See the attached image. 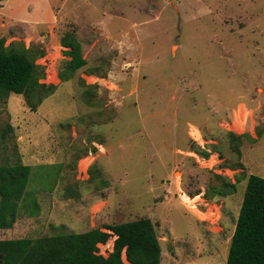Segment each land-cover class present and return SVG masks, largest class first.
I'll use <instances>...</instances> for the list:
<instances>
[{
    "label": "rangeland",
    "instance_id": "374dc122",
    "mask_svg": "<svg viewBox=\"0 0 264 264\" xmlns=\"http://www.w3.org/2000/svg\"><path fill=\"white\" fill-rule=\"evenodd\" d=\"M51 2L48 19L45 0H13L27 20L0 16V39L45 52L42 83L57 86L37 112L19 95L0 103V165L21 152L32 169L27 193L41 191L44 209L27 219L37 210L26 198L4 234L150 219L162 264H227L248 179L264 178V0ZM66 34L87 65L62 83ZM222 178L236 193L211 198Z\"/></svg>",
    "mask_w": 264,
    "mask_h": 264
},
{
    "label": "trees",
    "instance_id": "16d2710c",
    "mask_svg": "<svg viewBox=\"0 0 264 264\" xmlns=\"http://www.w3.org/2000/svg\"><path fill=\"white\" fill-rule=\"evenodd\" d=\"M7 0H0L2 3ZM66 55L71 58L60 79L68 82L75 73L87 65L83 58L80 42L74 34H66L62 40ZM45 55L42 50L26 48L23 44L6 46V39H0V103H6L11 95L23 96L32 112H37L42 103L57 86L42 83L46 78L45 68L37 61ZM84 85V84H83ZM12 126H7L4 136L13 135ZM238 142L249 138L245 134L230 133ZM17 148V147H16ZM15 148V149H16ZM197 155L208 159L210 155L199 149ZM16 162L0 165V230H13L20 207L26 198L35 197L39 192L27 193L31 167L24 165L21 152ZM15 156V155H14ZM220 186L207 193L211 198L226 199L236 193V184L222 178ZM39 212L36 211L37 215ZM93 229L83 234L45 236L36 239L0 241V264H162V248L150 219L109 225L105 229ZM115 238L112 252L108 257L100 254L99 245H106ZM227 264H264V178L251 175L248 179L243 205L240 210L234 235L231 239Z\"/></svg>",
    "mask_w": 264,
    "mask_h": 264
},
{
    "label": "crops",
    "instance_id": "0c3cea01",
    "mask_svg": "<svg viewBox=\"0 0 264 264\" xmlns=\"http://www.w3.org/2000/svg\"><path fill=\"white\" fill-rule=\"evenodd\" d=\"M46 2V5H47V9H48V12H47V15H46V19H48V16L50 14V12H52V2L51 0H45ZM15 9H14V4H13V0H7L5 2L2 3V8H0V16H7L9 18H14V19H18V20H27V19H22V18H18L16 17L14 14H15ZM42 20H45V19H42ZM33 21V20H32ZM43 195V194H40L38 195L37 197L40 198V196ZM38 200V199H37ZM38 202V201H37ZM36 210H38V214L37 215H33V214H30V217L31 218H27L29 220H37V219H41V217L43 216L44 214V209L43 207L41 206V203L38 202V209L36 207ZM21 218H19L18 220H20ZM26 219V220H27ZM16 227L13 229V230H7V231H10V232H13L15 231ZM1 231V230H0ZM7 231H1L2 235H3V239H0L1 240H18V239H24V238H32V236H29V237H20V236H16V235H12L11 237H7L6 234H4V232H7ZM36 239V238H34ZM163 256V255H162ZM163 261V260H162Z\"/></svg>",
    "mask_w": 264,
    "mask_h": 264
},
{
    "label": "built area",
    "instance_id": "2783aa9c",
    "mask_svg": "<svg viewBox=\"0 0 264 264\" xmlns=\"http://www.w3.org/2000/svg\"><path fill=\"white\" fill-rule=\"evenodd\" d=\"M196 139V138H195ZM197 140V139H196ZM191 199V198H190ZM194 207H196V209H197V206H194Z\"/></svg>",
    "mask_w": 264,
    "mask_h": 264
}]
</instances>
